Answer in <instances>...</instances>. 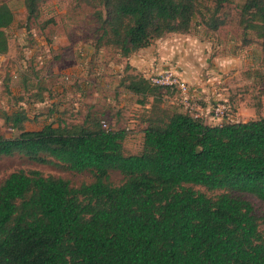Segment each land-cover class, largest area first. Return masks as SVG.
Instances as JSON below:
<instances>
[{"label":"trees","instance_id":"1","mask_svg":"<svg viewBox=\"0 0 264 264\" xmlns=\"http://www.w3.org/2000/svg\"><path fill=\"white\" fill-rule=\"evenodd\" d=\"M47 0H24L28 21ZM214 4L205 24L233 0ZM96 49L128 58L171 33L191 32L199 0H99ZM15 14L0 3V55L10 51ZM245 32L254 29L264 54V0H245ZM129 68V66H128ZM143 104L153 97L143 148L126 151V129L104 127L89 111L80 123L59 121L28 130L23 108L4 111L19 132L0 134V158L90 173L76 186L40 170L12 172L0 184V264H264V216L231 192L264 201V117L212 125L160 107L164 89L143 74L123 83ZM112 171L123 175L120 184ZM220 191L214 195L196 189Z\"/></svg>","mask_w":264,"mask_h":264},{"label":"rangeland","instance_id":"2","mask_svg":"<svg viewBox=\"0 0 264 264\" xmlns=\"http://www.w3.org/2000/svg\"><path fill=\"white\" fill-rule=\"evenodd\" d=\"M1 2L11 6L16 20L8 29L10 51L0 56V134L11 137L19 132L5 124L4 111L26 109L28 130L59 121L80 123L87 112L94 111L107 125L128 131L127 153L141 152L153 97L143 104L141 96L125 87L129 76L138 73L127 58L111 47L96 49L99 22L95 11L102 8L99 0H47L40 7L39 18L30 21L24 0ZM244 2L233 0L226 5L217 14L223 24L213 31L203 17L210 18L214 4L199 0L191 32L163 37H183L182 44L192 45L194 49H188L186 55L194 56V65L199 66L196 72L221 75L220 91L230 107L225 122L264 117V54L256 30L245 32L241 24ZM187 37L189 40H184ZM165 95L159 103L161 108L184 111L177 102L176 90L165 91ZM21 169L64 177L76 186L93 179L90 173H75L15 155L0 158V184ZM123 178L119 171L110 174L113 184H120ZM195 188L210 195L220 192ZM231 193L249 200L255 214L264 216V201L248 193Z\"/></svg>","mask_w":264,"mask_h":264},{"label":"crops","instance_id":"3","mask_svg":"<svg viewBox=\"0 0 264 264\" xmlns=\"http://www.w3.org/2000/svg\"><path fill=\"white\" fill-rule=\"evenodd\" d=\"M171 36L166 39H158L150 46L135 52L127 58L129 63L136 71L138 70V73L140 72V74L148 78L150 75L166 70L178 72L189 83L193 97L201 101L202 104L207 105V109H210L219 100L224 99L222 98L224 94L220 91L219 87L221 75L196 72L195 69H199V66L195 67L194 56L186 55L188 49L191 51L193 48L192 45L190 46L187 42L182 44L180 40L183 37L177 38L178 41L176 37ZM184 40L189 39L187 37ZM212 72L214 73V70ZM209 119L212 125H217L216 120H212L213 118L211 117Z\"/></svg>","mask_w":264,"mask_h":264},{"label":"built area","instance_id":"4","mask_svg":"<svg viewBox=\"0 0 264 264\" xmlns=\"http://www.w3.org/2000/svg\"><path fill=\"white\" fill-rule=\"evenodd\" d=\"M149 79L152 84L158 85L164 89L172 88L177 92L176 99L178 104L194 118L209 119L217 121V125L225 123V118L228 116L230 107L224 100H219L213 107L207 109L197 99L193 97L190 90V85L182 78V76L174 70H166L158 74L150 75ZM210 120V119H209ZM104 127L107 123L103 122Z\"/></svg>","mask_w":264,"mask_h":264}]
</instances>
